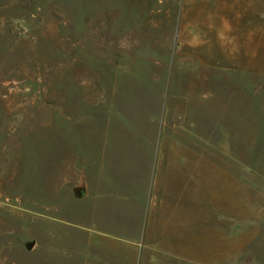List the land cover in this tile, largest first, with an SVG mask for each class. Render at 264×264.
I'll return each instance as SVG.
<instances>
[{"label":"rangeland","instance_id":"1","mask_svg":"<svg viewBox=\"0 0 264 264\" xmlns=\"http://www.w3.org/2000/svg\"><path fill=\"white\" fill-rule=\"evenodd\" d=\"M214 7L0 0V264H81L99 187L145 199L132 167L152 169L165 140L203 153L251 200L260 235L220 248L216 264H264V46L242 20L212 29Z\"/></svg>","mask_w":264,"mask_h":264},{"label":"crops","instance_id":"2","mask_svg":"<svg viewBox=\"0 0 264 264\" xmlns=\"http://www.w3.org/2000/svg\"><path fill=\"white\" fill-rule=\"evenodd\" d=\"M217 2L213 9L219 16L212 18V29L242 20L253 32L249 43L264 46V0H213V6ZM259 56L264 62V51ZM155 157L152 169L137 164L131 171L136 170L133 183L145 199L123 193L118 184L115 195H104L99 187V205L94 209L92 203L91 225L84 228L81 264H144L166 257L187 261L193 256L216 264L220 248H228L223 251L227 256L251 248L260 233L251 225V200L247 206L243 185L181 143L165 140ZM145 177L148 183L142 186ZM106 207L122 209L125 219L109 222Z\"/></svg>","mask_w":264,"mask_h":264},{"label":"water","instance_id":"3","mask_svg":"<svg viewBox=\"0 0 264 264\" xmlns=\"http://www.w3.org/2000/svg\"><path fill=\"white\" fill-rule=\"evenodd\" d=\"M30 247H31V244H28V245H27V248H30Z\"/></svg>","mask_w":264,"mask_h":264}]
</instances>
